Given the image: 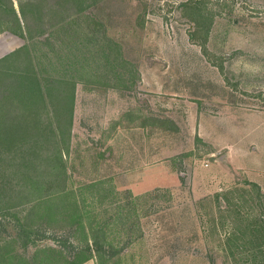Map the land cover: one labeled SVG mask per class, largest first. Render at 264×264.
I'll return each mask as SVG.
<instances>
[{"label": "rangeland", "instance_id": "obj_1", "mask_svg": "<svg viewBox=\"0 0 264 264\" xmlns=\"http://www.w3.org/2000/svg\"><path fill=\"white\" fill-rule=\"evenodd\" d=\"M97 1L76 22L78 37L54 33L52 45L41 46L53 63L61 53L59 64L80 81L62 159L65 189L78 205L72 212L88 213L47 221L31 209L37 195L9 204L1 195L0 245L29 264L52 253L63 264L95 221L108 225L118 252L110 264H264L227 242L233 223L264 221V0ZM3 17L10 23L0 11V59L29 43L7 32ZM89 30L97 42L87 60L79 47ZM104 34L110 42L101 47ZM71 62L90 63L96 78L78 75ZM98 182L101 189L92 187ZM118 206L131 214L122 223L114 218ZM23 229L44 237L32 242Z\"/></svg>", "mask_w": 264, "mask_h": 264}, {"label": "trees", "instance_id": "obj_2", "mask_svg": "<svg viewBox=\"0 0 264 264\" xmlns=\"http://www.w3.org/2000/svg\"><path fill=\"white\" fill-rule=\"evenodd\" d=\"M8 1V6L5 7L1 5L2 0H0V11L5 12L10 18V23L6 17L2 18V20L6 18L2 21L6 25V31L29 39V43L0 59V201L3 195L7 198L8 204L17 203L19 200L27 203L29 200L36 199L30 198L31 196L37 195L39 201L35 206L32 205L31 209H39L38 213L45 220L52 221L64 211L81 218L88 212H72L77 210L78 205H76L73 191L65 189L67 171L62 159L63 153H69L75 88L80 81L67 74V66L59 64L58 59L62 57L61 53L56 52L57 60L53 63L49 60L48 51L43 48L46 49L52 45L51 36L54 33L59 36L61 34L78 37V32L75 30L76 22L83 17L88 18V12L97 8L98 1L19 0L18 10L13 7L12 0ZM45 2L48 5L45 6ZM187 6L189 5H184V7ZM86 24L93 29H100L94 24ZM10 25L13 28L8 27ZM96 30H89V33L84 34L85 39H83L86 44L79 47L80 50L85 49L83 57L87 60H89V47L97 42ZM195 36V33L190 34L192 40ZM59 40L58 44L63 42V39L58 37ZM102 41L103 44L100 46L105 47L110 39L104 34ZM199 45L203 55L209 60L206 43ZM68 49H72V45ZM55 50L53 48V51ZM74 50L79 52L76 42ZM35 51L41 53L37 59L38 55L34 54ZM68 54H72L74 59L77 58L76 52L73 54L72 50ZM211 63L222 70L220 63L213 61ZM77 64V62H71L68 66H75V72L82 77L87 74L89 77L96 78L97 74L91 71L90 63L82 64L80 67ZM87 80L92 83L89 79ZM13 180L16 181L13 182ZM247 184L255 187L259 193L257 194L261 195L257 184ZM100 185L101 183L98 182L92 187L98 189ZM105 192L110 193L108 190ZM227 193L229 194L230 191ZM227 193H217L216 199L219 197L220 200H228ZM1 207L2 205L0 219L2 217L4 219L5 215L2 214L3 207ZM124 210L118 206L114 214V218L121 223L131 216L130 210L126 213ZM239 219L237 217L236 220ZM243 219L248 222L246 226L241 228L239 224L233 223L234 230L229 233L227 242L236 244V248L242 249V252H250L255 257L258 254L261 261L264 257V221L250 219L248 216ZM77 225L73 229L75 234L82 227L81 223ZM102 225L99 226L95 221L90 223V234L86 242L76 246L72 243L71 248L74 251L67 260L64 257L62 263L84 264L95 260L96 264H110L118 252L108 241L107 236L110 235L106 233L108 225L104 224L105 227ZM21 233L32 242L44 237V235L39 236L38 230L35 229H23ZM31 237L33 239H30ZM3 245H0V264H29L22 257L6 251ZM61 246L68 248L66 243L61 242ZM254 251H256L255 255ZM54 254L52 253L46 262L38 258V264L56 263Z\"/></svg>", "mask_w": 264, "mask_h": 264}]
</instances>
